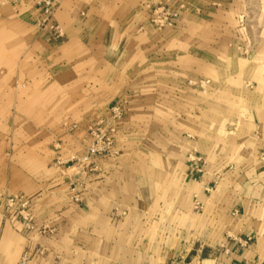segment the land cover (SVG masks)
Returning <instances> with one entry per match:
<instances>
[{"label":"crops","instance_id":"1","mask_svg":"<svg viewBox=\"0 0 264 264\" xmlns=\"http://www.w3.org/2000/svg\"><path fill=\"white\" fill-rule=\"evenodd\" d=\"M51 1L59 37L0 0V193L35 227L0 204V264H264V0ZM114 105L116 153L57 166Z\"/></svg>","mask_w":264,"mask_h":264},{"label":"built area","instance_id":"2","mask_svg":"<svg viewBox=\"0 0 264 264\" xmlns=\"http://www.w3.org/2000/svg\"><path fill=\"white\" fill-rule=\"evenodd\" d=\"M37 5L42 7L43 17L37 22V25L47 26L53 31L54 36H60V30L58 25L51 24L52 17V1L51 0H37ZM154 16L152 22L159 26H167L177 19L178 12L172 11L164 5L158 6L154 9ZM122 118V110L118 105L111 106L104 116H98L92 124L88 126L89 136L91 137V143L86 148L83 155H72L68 159L64 160L58 157L55 160L57 166L64 164L74 165L77 167H83V172L92 170L94 167L92 161L94 158L111 156L116 152L113 150V134L116 130V123ZM77 126L74 124L71 129H75ZM68 165V166H69ZM95 168V167H94ZM68 196L73 202H80L82 198L81 194V181L77 178L71 179L68 184ZM31 197L23 194H2L0 195V204L5 208L14 211L20 220L22 221L24 228L35 229L33 223V214L31 208ZM35 254L31 251H24L22 257L19 260V264H28ZM169 264H181L180 261L174 260Z\"/></svg>","mask_w":264,"mask_h":264},{"label":"rangeland","instance_id":"3","mask_svg":"<svg viewBox=\"0 0 264 264\" xmlns=\"http://www.w3.org/2000/svg\"><path fill=\"white\" fill-rule=\"evenodd\" d=\"M2 194H7V193H0V195H2ZM123 215H125V212H122V216H123Z\"/></svg>","mask_w":264,"mask_h":264}]
</instances>
